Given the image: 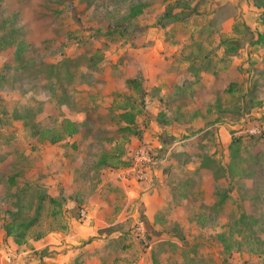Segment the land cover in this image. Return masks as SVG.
<instances>
[{
	"label": "rangeland",
	"instance_id": "1",
	"mask_svg": "<svg viewBox=\"0 0 264 264\" xmlns=\"http://www.w3.org/2000/svg\"><path fill=\"white\" fill-rule=\"evenodd\" d=\"M260 34L264 0H0V231L6 233L11 221L33 222L27 242L19 245L24 248L64 230L66 200L56 198L61 208L47 199L53 175L73 170L87 181L100 179L105 168H130L147 151L155 160L165 156L153 170L182 179L212 171L222 183L208 181L210 192L196 190L187 211L180 206L154 228L139 202L117 193L121 221L105 260L264 264V67L251 56L264 51ZM172 40L194 55L243 54L245 62L235 59L212 88L217 108L209 104L214 91L199 89V80L187 90L176 88L179 104H164L154 115L168 70L164 42ZM146 66L159 76L156 70L146 78ZM178 81L185 86L192 79L176 75L172 83ZM170 111L169 122L184 129L177 136L152 131ZM64 121L73 124L67 128ZM221 126L228 132L226 148L225 138L215 135ZM172 138L188 139L192 152L175 167L166 161ZM187 164L197 170L185 172ZM86 218L79 210L78 219ZM3 239L0 264H22Z\"/></svg>",
	"mask_w": 264,
	"mask_h": 264
},
{
	"label": "crops",
	"instance_id": "2",
	"mask_svg": "<svg viewBox=\"0 0 264 264\" xmlns=\"http://www.w3.org/2000/svg\"><path fill=\"white\" fill-rule=\"evenodd\" d=\"M164 45L168 53L163 55V59L168 70L162 73L163 77H166L163 79L165 83L163 84L160 95L161 99L158 100L157 111L153 110L156 117L158 114H161L162 111L158 109L162 105L167 103L179 104L177 103L179 102L178 98H180L177 95L179 91L176 93V88H185L187 90V86L191 87L199 84L198 81L201 80L199 89H212L215 87L216 82L218 83L219 79L221 80L223 76H227V72L234 68L233 61L235 59H240L241 62H245L241 51H200L194 55V51H180V47L176 48L177 45L174 44L173 40L172 42H164ZM251 53L250 55L252 57L260 60L258 62L259 66L264 67V51L263 53H259L261 54L260 56L253 52ZM145 68L146 78H153L156 70V76H159L158 69L154 66H146ZM183 74H188L192 82L189 84L186 83L185 86L179 81L172 83L176 75H180L182 78ZM128 77L135 79L137 74H129ZM237 81L242 82L238 78L234 82ZM112 92H117V88H112ZM213 96L216 97L209 104H213L217 108L218 97L215 91L213 92ZM225 106L223 107L224 109L226 108ZM175 108L179 109L178 107ZM154 115L150 114L151 124L156 119ZM162 115L166 118L167 116H174V113L170 111L166 114L162 113ZM166 120L167 122L162 123L163 125L155 124V127L151 130L155 131L157 128L164 135H166V130H170L174 136H177L175 132L178 133V131L184 129L177 122H174L172 125L169 122L170 119L166 118ZM168 123H170L169 126H167ZM219 129V133L215 135H221L225 138V142L227 143L223 147L226 148L229 142L227 129L225 126H221ZM171 140V143L166 147L168 150L166 161L167 164H174L175 167V164L179 162L177 159H185L187 154H192V152L190 147L185 145V141L188 139L172 138ZM169 158L171 161H169ZM185 168H187L185 172L188 173L197 170V167H190L188 164ZM105 169L107 170H103L104 175H101L100 179L92 180L88 178V181L75 175L76 173L73 170L69 172L63 171L53 175L51 177L53 187L49 190V193L54 198L60 196L66 200V206L64 208L66 228L64 230L52 231L41 239L31 240L29 242L31 247L29 245V247L24 248L16 244L12 238L8 237L1 230L0 251L4 249L3 246H5L4 243L6 242L3 243V238L6 236L7 242L16 254L15 263L117 264V257H112L114 259L113 261H107L104 258L105 256L111 258L109 255H105V252L108 250L110 242H113V239L117 240V224L121 221V218L117 216V206L114 204L117 193L128 197L129 203L139 202V208L143 216H145L147 226L154 228L157 223H161L164 220L166 215H170V213L177 215L181 209L180 206L187 211L188 206H191V202L194 200L195 192H202L204 190L210 192L206 187L208 181L211 180L214 184L218 185L222 183L221 179L214 177L212 171L207 172L204 168L199 169L202 173L207 172L203 178L191 175L182 179L178 176L165 175L160 170H153L150 173V178L145 182L131 184L120 178V173L124 172L123 167L119 169ZM172 170L176 171L177 168H173ZM194 186L197 188L194 189ZM81 209H84L87 213V218L82 221L78 219L79 210ZM134 209V205H132L130 213L137 216L140 211L139 209ZM114 243L117 244V241H114Z\"/></svg>",
	"mask_w": 264,
	"mask_h": 264
},
{
	"label": "built area",
	"instance_id": "3",
	"mask_svg": "<svg viewBox=\"0 0 264 264\" xmlns=\"http://www.w3.org/2000/svg\"><path fill=\"white\" fill-rule=\"evenodd\" d=\"M137 163H135L132 167L127 168L124 172L120 173V178L126 180L128 183H142L150 178V173L153 171L154 166L161 165V161L164 156L160 157V160H155L150 153L147 151H141L137 157ZM82 219L85 214L82 212ZM142 224L138 223L136 230H142ZM11 256L8 257V261L10 262ZM6 260V262H7Z\"/></svg>",
	"mask_w": 264,
	"mask_h": 264
},
{
	"label": "trees",
	"instance_id": "4",
	"mask_svg": "<svg viewBox=\"0 0 264 264\" xmlns=\"http://www.w3.org/2000/svg\"><path fill=\"white\" fill-rule=\"evenodd\" d=\"M165 16L169 17L170 14H168V12H167ZM260 35H261V39H263V41H264V35L263 34H260ZM230 42H236V41H230ZM72 124L73 123H71L70 121H64L63 122V126L67 127V128L72 126ZM64 132L70 133V131H68V129H66V128L64 129ZM76 133H77V131H76ZM47 199H49V201L51 203L56 204L62 208L61 202L57 201L56 198L51 196V197H47ZM60 211H62V210L60 209ZM62 213L63 212H61L60 214L63 215ZM33 225H34L33 222L16 223L15 221H11V222L7 223V225L5 226V231H6L8 237L14 238L16 244L23 245L27 242L28 239H26V237L29 234V230L33 227ZM45 236L46 235L38 236L37 239H41Z\"/></svg>",
	"mask_w": 264,
	"mask_h": 264
}]
</instances>
